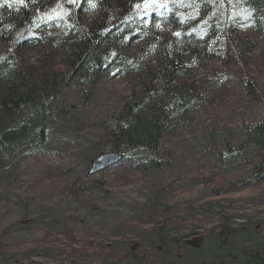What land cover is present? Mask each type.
<instances>
[{
    "label": "trees",
    "instance_id": "16d2710c",
    "mask_svg": "<svg viewBox=\"0 0 264 264\" xmlns=\"http://www.w3.org/2000/svg\"><path fill=\"white\" fill-rule=\"evenodd\" d=\"M146 1L0 0V264H264V247L251 248L264 240L253 234L264 218L201 203L191 218L218 220L192 248L166 217L173 192L163 183L178 165L165 139L186 133L213 162L188 188L242 170L211 196L264 183V170L254 176L264 87L253 69L264 55V0ZM115 79L129 90L109 110L102 87ZM231 86L248 105L234 126L209 114ZM104 152L122 158L89 174ZM136 174L146 193L125 220L102 202L111 182ZM249 202L264 215V189ZM22 240L34 243L17 250ZM233 240L251 249L217 253Z\"/></svg>",
    "mask_w": 264,
    "mask_h": 264
},
{
    "label": "rangeland",
    "instance_id": "374dc122",
    "mask_svg": "<svg viewBox=\"0 0 264 264\" xmlns=\"http://www.w3.org/2000/svg\"><path fill=\"white\" fill-rule=\"evenodd\" d=\"M256 56V55H255ZM254 64V71L260 75L261 83L264 87V55H257L255 57V60L253 62ZM129 84L128 82L121 81L119 79L113 80L109 85H106L105 87H102V92L105 97L111 96L114 98V103L112 104L107 103V106L109 110H112L115 106V103L118 104L121 97L126 94L129 90ZM237 89L233 88V86L229 87L227 90L219 92L223 97H220V100H224L223 102L228 103L230 102L231 105L228 107L224 106V103L222 102L217 103V105H213L212 108H210V113L212 118H214L217 115H221L225 119L230 120L229 126H234L236 123V116L242 114L244 112L248 105L247 103L239 98V95L237 94ZM238 101L240 103H238ZM242 105V106H241ZM239 106L240 109L238 108ZM214 108V110H213ZM243 110V111H242ZM217 114H216V113ZM216 114V115H215ZM239 120V119H238ZM224 124H221L217 127H222ZM59 130V124L51 129V137L54 138L57 136ZM57 133V134H56ZM195 134L191 135V133H186L185 136H174V137H167L165 139V144L168 146L170 151L172 152L174 158L172 161V164L177 165L176 168H173L172 170H168L167 176L168 180L163 181V183H169L168 185L171 187V192H173L170 196V199L168 200V208L166 209L168 215L166 217L168 219L174 220L175 223H173L176 228L174 231L181 233V234H188L189 237L193 236H199V235H208L209 230L213 228L218 218L216 217V214L208 213L204 215H196L195 218H191L190 214L195 210V208L204 202H215L216 204H221L225 209L226 212L236 216L240 214H245L246 216H253L257 219L264 218L263 214H258L263 212L262 207H254L252 203L249 202V198L260 194L264 189V183L258 184L254 187L237 190L234 192H225L222 195L219 196H211V190L213 188H217L224 190L229 184L239 179L241 176H244L245 171H232L229 172L225 176H219L216 180L214 179V184L208 183L204 185H195L191 188H188L187 186L190 184L189 179H195L201 178L203 176H207L209 172L211 171L212 167V158H205L202 155L201 147H199L197 144L201 143L196 139ZM195 142V143H194ZM197 143V144H196ZM197 152V153H196ZM175 162V163H174ZM178 162V163H176ZM32 163V159L25 161L23 164L24 166L26 164ZM247 170V168H245ZM249 172V171H248ZM246 171V173H248ZM250 173V172H249ZM131 177H126L123 179L115 180L111 183H113L111 186V194H106V200L107 202L103 201L102 203L107 205L110 208H114L119 210L124 215L125 220H129L131 214V210L127 208L128 204H130L133 201L141 202L143 199V195L146 193V186L143 187L144 183V177L141 176V174L136 175H130ZM179 178L180 181L173 182L174 178ZM202 184V183H201ZM182 186L183 188H181ZM173 190V191H172ZM208 195L204 200H201V198L204 195ZM110 199H108V198ZM121 205V206H119ZM186 208V210H185ZM222 210V209H221ZM126 214V215H125ZM258 214V215H256ZM190 216V217H189ZM191 218V219H189ZM238 220V219H237ZM258 221H261L260 219ZM237 222V221H236ZM93 224V223H92ZM136 225V223H134ZM238 224H242V222H238ZM99 226L98 223L94 225V227ZM133 226V225H132ZM143 228H151L152 225H145L142 226ZM99 232V231H98ZM264 232V223L257 224V227L255 229V232L253 233L254 236H260ZM100 233V232H99ZM39 239L38 237H36ZM33 239V238H31ZM34 242H28L24 243V240L18 241L17 250H24L29 247V245L33 244ZM256 246H263L264 247V240L260 243H257L255 246H251V248H256ZM250 247L246 246L244 248H241L240 245H238V241L233 240L230 247H224L218 248L217 253H225V252H242V251H249L251 249ZM40 261V260H39ZM29 261H26L25 264H28ZM52 264V263H50ZM54 264V263H53Z\"/></svg>",
    "mask_w": 264,
    "mask_h": 264
},
{
    "label": "water",
    "instance_id": "95a60500",
    "mask_svg": "<svg viewBox=\"0 0 264 264\" xmlns=\"http://www.w3.org/2000/svg\"><path fill=\"white\" fill-rule=\"evenodd\" d=\"M157 0H147L144 4V8L149 7ZM122 156L117 152H104L98 154L90 162L89 174L96 173L98 171L104 170L107 167L118 163L121 160ZM264 170V164L262 167L254 173V176L259 175ZM203 236L195 237L193 239L187 240L186 244L193 247L199 248L203 243Z\"/></svg>",
    "mask_w": 264,
    "mask_h": 264
},
{
    "label": "flooded vegetation",
    "instance_id": "af4514ba",
    "mask_svg": "<svg viewBox=\"0 0 264 264\" xmlns=\"http://www.w3.org/2000/svg\"><path fill=\"white\" fill-rule=\"evenodd\" d=\"M190 234H192V232H191V233H188V236H187L186 238H184L183 242H184L185 244H186V241H187V240H190V239H193V238H195V237H199V236H203V237H204L203 241L205 240V235H199V236L189 237ZM192 248H193V247H192ZM126 257H127V255L125 254V255L122 256V258H121L120 256H118V257H116V258H117L118 261H121L123 258H126Z\"/></svg>",
    "mask_w": 264,
    "mask_h": 264
},
{
    "label": "snow or ice",
    "instance_id": "6c2138e0",
    "mask_svg": "<svg viewBox=\"0 0 264 264\" xmlns=\"http://www.w3.org/2000/svg\"><path fill=\"white\" fill-rule=\"evenodd\" d=\"M13 3H19L21 5H25L26 4V0H12ZM72 2H74V0H72Z\"/></svg>",
    "mask_w": 264,
    "mask_h": 264
}]
</instances>
